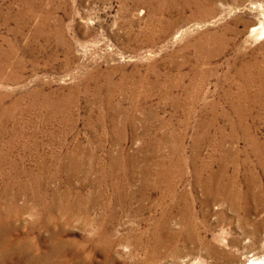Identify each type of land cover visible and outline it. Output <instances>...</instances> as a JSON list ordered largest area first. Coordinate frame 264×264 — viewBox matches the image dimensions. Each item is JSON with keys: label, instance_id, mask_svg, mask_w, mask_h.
<instances>
[{"label": "rangeland", "instance_id": "374dc122", "mask_svg": "<svg viewBox=\"0 0 264 264\" xmlns=\"http://www.w3.org/2000/svg\"><path fill=\"white\" fill-rule=\"evenodd\" d=\"M251 260L264 0H0V264Z\"/></svg>", "mask_w": 264, "mask_h": 264}, {"label": "bare ground", "instance_id": "6f19581e", "mask_svg": "<svg viewBox=\"0 0 264 264\" xmlns=\"http://www.w3.org/2000/svg\"><path fill=\"white\" fill-rule=\"evenodd\" d=\"M243 151V150H242ZM259 154V153H258ZM262 160V159H261ZM256 161V160H255ZM245 164V163H244ZM246 164H247V162H246ZM249 165V164H248ZM238 166V165H237ZM250 166V165H249ZM253 167V166H252ZM223 168V167H222ZM225 169V168H224ZM249 169V168H248ZM250 170H252V169H250ZM249 171V170H248ZM212 172H214L215 173V171H212ZM248 173V172H247ZM252 174V173H251ZM221 175V174H220ZM224 176V175H223ZM250 176V175H249ZM214 177H216V176H214ZM252 177V176H251ZM222 179V178H221ZM210 180V179H209ZM216 180V179H215ZM226 181V180H225ZM217 184V183H216ZM223 184V183H222ZM218 185V184H217ZM218 187V186H217ZM227 187V186H226ZM231 188H232V186H231ZM215 189V188H214ZM250 189V188H249ZM217 190H219V189H217ZM220 190H222V189H220ZM229 190V189H228ZM225 191H227V189L225 190ZM213 193V192H212ZM256 193V192H255ZM227 194V193H226ZM226 194H225V196H226ZM239 194V193H238ZM214 196V195H213ZM239 196V195H238ZM263 196V195H262ZM210 198H212V197H210ZM218 198H221V197H218ZM239 198H240V196H239ZM250 198V197H249ZM257 198H259V197H257ZM236 199H238V198H236ZM239 200V199H238ZM227 201V200H226ZM241 202V201H240ZM228 203H230L229 201H228ZM231 205V204H230ZM235 206H236V204H234ZM237 207V206H236ZM250 264H261L260 263V261H255V260H251L250 261Z\"/></svg>", "mask_w": 264, "mask_h": 264}]
</instances>
